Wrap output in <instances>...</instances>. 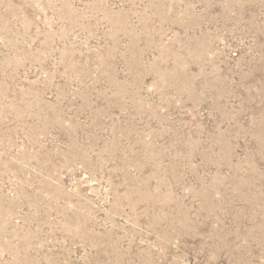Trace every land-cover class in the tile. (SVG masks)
I'll return each mask as SVG.
<instances>
[{"label": "rangeland", "instance_id": "1", "mask_svg": "<svg viewBox=\"0 0 264 264\" xmlns=\"http://www.w3.org/2000/svg\"><path fill=\"white\" fill-rule=\"evenodd\" d=\"M0 264H264V0H0Z\"/></svg>", "mask_w": 264, "mask_h": 264}]
</instances>
